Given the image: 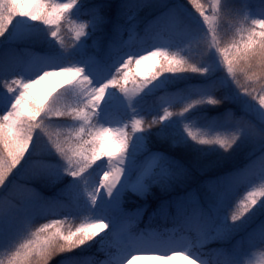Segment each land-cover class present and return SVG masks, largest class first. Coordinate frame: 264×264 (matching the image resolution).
Here are the masks:
<instances>
[{
    "label": "snow or ice",
    "instance_id": "1",
    "mask_svg": "<svg viewBox=\"0 0 264 264\" xmlns=\"http://www.w3.org/2000/svg\"><path fill=\"white\" fill-rule=\"evenodd\" d=\"M190 3L207 26L204 34L205 59L201 66L190 63L179 52H170L169 49L174 45L165 40L145 55L129 54L116 68V72L128 69L133 61L137 69L146 65L151 71L142 73L144 78L138 85V91L145 93L147 90H155V86L166 76L184 77L185 73L193 72L199 73L201 77H211L222 66L231 84L236 86L233 98L241 106L243 115L236 120L234 129L228 135H212L219 118H213L203 127L195 121L183 123V132L196 145L218 146L224 152L232 150L242 139L246 140L253 145L254 152L250 156L254 158L249 160L247 170L243 173L236 171L208 182L207 203L197 205L191 213L183 209L181 199L175 203L177 218L181 222L195 220L198 235L195 242L156 239L143 233L128 236L118 264H131V260L137 258L133 253H151L146 258L160 261L161 264H177L178 257L189 261V264H207L200 251L205 244L209 241H230L241 229L247 230L246 235L236 245L212 250L216 257H222L219 264H253V250L257 247L264 250V0H259L258 10L251 0H240L239 4L236 0H211L210 3L207 0H190ZM81 7V0H0V37H8L13 29L28 22L34 28L42 23L49 26L51 37L59 42L61 21ZM105 7H112L111 0H103L101 4L93 6L89 19L76 30L75 39L78 43L74 49L80 52L79 59L63 60L64 57L76 56L72 55L73 50L62 47L45 58L42 74H38L36 79L21 74L11 82H4L7 93L0 98V112L3 113L0 115V187L5 185L13 170L21 165L26 154L31 155L30 149L38 147L40 131L46 120L71 118L79 124L72 135L63 142L48 136L52 148L65 162L54 167L53 171L57 176L66 174L72 177L66 194L73 203L87 196L86 209L90 218L89 223H80L74 230L64 228L65 220L52 219L33 231L31 214L46 211L45 207L37 208L32 203L23 207L11 204L0 206V241L7 246L6 264H49L55 256L65 257L61 264H89V258L71 254L97 243L95 238L109 229L119 244L123 230L119 227V219L112 216L110 210L119 207L124 188L132 187L136 190L146 187V180L158 183L160 179L174 175L170 165H175V162L163 154L155 155L146 167L136 162L135 152L143 146V137H140L141 144L133 149L137 133H146L173 116L183 117L203 105H218L222 102L214 96L217 87L215 80L189 85L186 90H180L185 106L178 114L165 108L163 115L158 119L153 118L145 127L144 120L137 118L138 100L133 103L129 97L128 71L119 77L113 75L111 79L98 74L94 78L86 71L87 65L92 64L97 72L96 64L101 62L98 60L94 63L90 57L85 58V50L88 38L109 22L101 11ZM130 7L129 0H119L115 5L116 17L112 23L117 32L121 29L118 23L120 18L132 19L128 15ZM254 11L256 14H253ZM174 18L176 9H171L160 20L166 23ZM35 38L45 39L38 32ZM216 56L219 57L218 62ZM80 59L85 62L81 63ZM65 62L71 66H61ZM56 68L59 71L46 70ZM3 70L4 66L0 64V71ZM52 75L68 77L66 83L72 92L65 89L55 95L49 93L50 99L47 95L40 98L36 93L37 86ZM132 79L135 80V77ZM224 83H228V80ZM113 87L118 88L128 101L124 107L131 109V131L127 130L128 124L122 127L104 126V123L112 122L109 117L113 106H106L105 102L110 98L116 99V93L111 90ZM73 93L75 102L67 103V98H71ZM85 135L90 139H84ZM102 157L107 158L109 170L104 171L99 187L90 189L84 174ZM257 161L260 162L259 184H253L227 215H220L227 189L247 179ZM132 167L136 168L137 175L135 183L129 184L128 172ZM101 197L106 198L105 202L102 203ZM0 264H5V260L0 259ZM99 264H114V261L110 258Z\"/></svg>",
    "mask_w": 264,
    "mask_h": 264
},
{
    "label": "rangeland",
    "instance_id": "2",
    "mask_svg": "<svg viewBox=\"0 0 264 264\" xmlns=\"http://www.w3.org/2000/svg\"><path fill=\"white\" fill-rule=\"evenodd\" d=\"M99 1H103V0H81V3H82V7H84L87 4L99 2ZM111 1H115V0H111ZM57 2H66V0H57ZM210 2L211 0H208V3ZM147 3H149V5ZM171 9H176V16L179 17L180 22H183L184 25H187V27L189 28L186 27L180 30V29H172V26H169L170 28L168 27L166 33H163L162 35H158L157 37H155L150 42L149 45H147L144 48H141L139 51L135 52V54L132 53L131 51H125V52L113 54L112 61L110 62L109 65H102L101 62L96 64L97 67V72H96L94 71L93 65L88 64L86 71L89 74L93 75L94 78L98 74L99 76H103L105 79H111L113 74L116 73V68L120 67V64L127 59L129 54L145 55L148 51H152L154 46H159L160 44L164 43L165 40L172 43L174 45L173 47H178V49H173V50L169 49L170 52H179V54L184 55L187 59H189L190 63L193 64H195L194 63V59H195L196 60L195 65L197 67L201 66L203 60L205 59L204 40L206 38L204 34L207 31V26L203 23V18L200 17L197 11H193L189 9L180 1L137 0V3L132 5L128 13V15L132 17V19L128 20L127 17H122L118 20V23L121 25V29L119 31L120 34L117 35V38L121 37V34H123L124 30L126 29L125 30L126 33H124L125 42H129L133 38L135 33L138 31L141 24H143L148 19L150 13L152 14L156 10L159 12L163 10V13H167ZM114 19L112 20L107 19L109 22L106 23L104 26L107 29L108 26L111 24L114 26V24L112 23ZM171 20L172 19H169L166 23L164 22V24H171L173 22ZM85 21L86 19L84 20L83 18H78L77 21L73 24L71 30L72 42L68 43L67 47L65 46V42L62 39V37L59 36L60 37L59 42H57L55 38H52L50 32L48 31L49 26H45L42 23H38L37 28H34L31 25V23L28 22L13 29L8 37L6 38L0 37V49L4 48V46L7 45L9 46V45L19 44L20 46L33 45L43 50V51L36 50L30 54L24 53L26 55L25 57L22 55V57L19 58V61L15 66H13L10 70L6 71L5 73H2V75L0 76V98H2V96L7 93V89L6 87H4L5 81L11 82L14 77L21 74L24 76H30L32 79H36L38 74H42L41 69L44 68L45 58L50 53L58 52L62 47L70 51L73 50V52H79L77 49H74V45L78 43L75 39V32L78 29L79 25L81 23H84ZM40 26H44L47 28V31L44 33V35L43 32L38 31ZM37 32L39 34H42L45 37V39L44 40L36 39L35 35ZM26 33H32L33 35H25ZM109 35L110 33L107 30L105 34H98L96 36H91V39L88 38L87 49L89 50V53H86L88 55L85 56V58L90 57L94 63L98 60L100 61L98 54L102 52L104 41L106 37H108ZM13 58L15 59V57ZM67 58L71 60L72 56L64 57L62 59L68 61ZM215 59L217 60V62L219 61L218 56H216ZM80 62L84 63L85 61L83 59H80ZM61 66L69 67L71 65L65 62L62 63ZM46 70L59 71L58 68L46 69ZM126 71L129 72V81L127 85L129 89V97L131 98V101L133 103H135V101L138 100L137 106L139 108V116L137 118H141L143 116L144 112H142V110H150V108L151 110H153L154 114H157L156 117L163 115L165 108H168L169 111L178 114L185 106V102L182 99V97H179V95L172 92L171 93L166 92V90L174 89L176 85H179L184 81H192V80L198 81L203 78L205 79V77H201L199 73H193V72L185 73L184 77L166 76L162 78L158 86H155V90H147L145 93H143L138 91V85L139 82L144 78L142 73H147L151 71V69H149L146 65H142L140 69H137L135 65V61H133L132 64L129 65V68ZM214 74L218 75V77L220 78L219 79L220 82L225 88H228L230 85H232L230 78L227 77L226 70L222 66L218 67L213 72V75ZM133 76L135 77V80L132 79ZM226 79L228 80V83H224ZM66 80H68V77H66L65 75L49 76L37 86L36 93L40 98H43L44 96L47 95L48 98L50 99L51 96L49 95V93H51V95H55V93L58 92L60 89L68 88V84L66 83ZM188 84L193 85V83H188ZM12 86L14 88L18 87L17 85H12ZM111 90L114 92L113 88ZM230 91H232L231 92L232 100L235 101L238 107L240 108V110H242L241 106L233 98L234 92L236 90L233 91L230 89ZM115 93H116V99L110 98L107 99L105 102L106 106L107 105L113 106V108L111 109V115L109 117V119L112 122L104 123L105 127H122L124 125L122 116L120 115L119 112L126 113V115H128V117L132 119L131 109L124 107V104H126L128 101L124 99L123 93H120L119 89ZM148 99H151L153 101L156 100L157 104L156 105L147 104ZM212 109H215V105L206 104L194 110H212ZM186 114L183 117L173 116L168 121H165L163 124L171 130L174 129V126L179 125L182 129L181 133L184 134L182 127L183 123H188L186 120ZM63 120H61V122L55 123V125L50 124L52 121L46 120L43 130L40 131L38 147L36 149H30L31 155L26 154L25 159L21 161V165L18 166L17 169L13 170V173L10 174L7 180L5 181V185L3 187H0V206L6 207L11 204L18 207H23L28 203H32L37 207V202L30 199L29 195L24 194L23 189L20 187L17 189L13 188L11 191L7 192L6 195L5 194L3 195V191L5 190L7 185L14 180L13 176H15L20 180H27L30 182H37V183L40 182L41 184H43V186L44 185L52 186L57 191H59V193L67 196L66 191L68 189V186L72 182V177L66 174H60L59 176H57L56 174H54V171H52V169L49 170L45 167L44 165L45 161H43V159L46 157L61 158L52 148L48 140L49 135H51L53 139L59 138V140L63 142L68 137V133L70 131L73 133L77 128L72 124L76 122H74L71 118H65ZM92 123L95 122L93 121ZM177 133L178 132H176V134H174L173 132L170 133L165 131L164 129H157V130L155 129L153 132V134H155L154 136L156 138H159L161 142L165 143L166 145L172 148L177 147L191 152L190 155L194 156L193 157L194 160L192 161V164L196 167L198 166V168L203 167L202 165H205V162L207 160L210 161L211 159L217 157V155L220 152L224 151L223 149H220L218 146L208 147V146L196 145L192 141L191 142L186 141L185 140L187 138L186 135L185 137L184 136L181 137L178 136ZM149 134H150L149 132L141 133V134L137 133L138 137L133 141V149H137L141 144L140 137H143V141H142L143 146L140 151L135 152V160L136 162H138L139 165L145 167L148 166L152 162V158L155 155H157L155 152L148 153L145 156L142 155L147 148ZM212 135H217V134H212ZM84 139H90V137L85 135ZM236 146L234 148H236ZM253 152H254V148L252 147L250 154ZM64 163L65 162L61 160V162H56V166H61ZM107 170H109V164L107 158L102 157L101 160L97 161L96 164H94L92 168H90L88 172L84 174L89 181L90 189L91 187H99V181L103 177L104 171ZM256 172L258 173L256 175L258 176L259 179L260 163L256 166ZM182 174L183 173L181 171L178 172V175L181 177ZM136 175H137L136 168L132 167L128 172L129 184L135 183ZM178 175L174 173L172 177H166L164 179L167 180L169 183L178 182V180H180ZM186 180L188 181V179ZM253 184L255 183H246V185L242 188H239L238 185H233L230 188H228L226 199L224 201L223 206L220 208V215H227L230 210L234 209L236 204L239 203V200L247 193V191L251 189ZM155 185L158 186V184L156 183ZM190 187L191 188L187 192H185L182 196L179 197L182 200L183 209L193 210L195 207H197V205H201V206L205 205L208 200V184L206 185L203 184L200 187V189L195 188L193 185ZM101 191L104 190L101 189ZM146 191L147 190L145 189V187L137 188L136 190H134L132 187L124 188L123 193L120 196L119 207L110 210L111 215L119 219L118 221L119 226L120 223L122 222V217H123V215L121 216V214L125 213V208H126L125 203L128 201L127 199L128 192H130L132 196L136 195L137 197L141 198L142 197L141 195H143ZM105 199L106 198L101 197L102 203L105 202ZM177 201H173L167 204L168 208H166V210L176 209L175 203ZM86 202H87V196L85 195L78 203H76L79 210L77 213L76 220L73 219L71 221H65L64 228L66 230L68 228H73L74 230V228L79 226L80 223L90 222L89 213L87 212L86 209ZM36 212H34L33 214H36ZM108 231L111 232L109 229V230H105V232L100 233L98 237L95 238L97 240V243L91 244L90 246L84 248L83 250H87L89 249V247H94L95 244L100 245L101 238L103 237L100 235H105ZM245 231H246L245 229H241L237 234L233 236V238L230 241L227 242L209 241L208 243L205 244L203 248L213 245L228 246L233 243L232 241L236 237H239ZM166 232H167L166 228H163L161 230H158L157 228H138L136 230L128 231L126 233L124 232L122 240L119 243L120 247L115 252L105 255L101 260L97 261L95 264H99L100 261H104L110 258L114 261V264H118V258L121 255V249L127 243L128 236H138L141 233H143L146 236H151L156 239L171 238L173 240L181 241V242L187 240V238L184 235L176 234L174 228L168 230L167 233ZM194 232H195V237L193 242H195L196 239L198 238L197 225L194 228ZM110 241L116 243V241L113 239L112 236L110 238ZM101 246L103 247V244H101ZM6 247L7 246L5 245V243L0 241V248L2 249L0 250V259L5 260V264L7 259V257L4 258V256L6 255L5 254ZM133 255H135L137 258L131 260V264H161L160 261L146 258L148 255H152L151 253H133ZM253 255H254L253 264H264V250H261L257 247L256 249L253 250ZM129 259H131V257H129ZM177 264H189V261L178 257Z\"/></svg>",
    "mask_w": 264,
    "mask_h": 264
},
{
    "label": "trees",
    "instance_id": "3",
    "mask_svg": "<svg viewBox=\"0 0 264 264\" xmlns=\"http://www.w3.org/2000/svg\"><path fill=\"white\" fill-rule=\"evenodd\" d=\"M180 1L182 4L187 6L189 9L196 11L194 6L190 3V0H177ZM103 1L94 2L85 5L81 9L74 11L73 15L70 17H65L64 20L61 21V27L60 31L58 33V36L62 37V39L65 42V46L67 47V44L72 42V34L71 30L73 27V24L77 21L78 18H83L84 20L89 19V12L90 9L97 5L101 4ZM119 2V0L111 1L112 7H105L103 8L102 14L107 19H114L116 17V8L115 5ZM203 2V0H202ZM129 3L132 7V5L137 3V0H129ZM208 3V0H207ZM206 3V6H207ZM236 3L239 4L240 0H236ZM251 3L255 6V9L258 10L259 7V0H251ZM149 5V3H147ZM130 7V8H131ZM163 10L155 11L152 14L150 13L148 16V19L141 24L138 31L135 33L133 38L129 42H125V36L124 33L121 34V37L117 38V35L120 34L115 30V27L111 24L108 26V29L103 26L100 30H98L94 35L96 36L98 34H105V32L108 30L110 35L106 37L104 41V46L102 52L98 54L101 64L102 65H109L112 61L113 54L121 53L125 51H131L135 54V52L139 51L141 48L146 47L150 44V42L157 37L158 35H162L163 33H166L169 26H172V29H182L186 28L187 25H184L183 22H180L179 17L176 16V18L172 19L173 21L171 24H164L160 20L162 17ZM253 14H256L255 11ZM170 28V27H169ZM189 28V27H187ZM39 32L44 33L47 31V28L44 26H40L38 29ZM37 34V33H36ZM42 35V34H40ZM129 35V34H128ZM127 35V36H128ZM230 35V33H229ZM126 36V37H127ZM91 39V37H89ZM178 49V47H171L170 50ZM36 50L42 49L33 46H20L19 44L16 45H7L4 46V48L0 49V64H3L4 70L0 71V76L2 73H5L6 71L10 70L13 66H15L19 58L22 57V55L25 57L26 54H30ZM86 53H89V50L86 48ZM74 56L71 58V60L79 58L80 52H72ZM186 53V52H185ZM184 54V53H183ZM88 54H86L87 56ZM15 57V59L13 58ZM71 57V56H70ZM67 60H69L67 58ZM194 63L196 64V60L194 59ZM199 66V65H198ZM127 69H122L120 73H114L115 76H121L124 71ZM210 79L215 80L217 82V87L214 92V96L217 99H221V103L218 105H215V109L212 110H194L186 114V120L188 123L191 121H195L198 126H206L213 118H219L217 120V125L215 128V131H213L212 134H220V135H228L235 127V122L238 120L242 115L243 112L240 110L238 105L235 101L231 98V90H236V86L234 84L230 85L228 88H225L222 83L220 82V78L217 74H214L211 77H205V79L201 80H192V81H184L179 85H176L174 89H168L166 92H172L179 97H182V94L180 92L181 89H187L188 83H193V85H199L207 83ZM242 82L243 81V78ZM232 87V88H231ZM230 88V89H229ZM68 88H62L58 92H61ZM114 92H117L118 88H114ZM173 90V91H172ZM68 92H72L71 89H68ZM56 94V93H55ZM67 97V93H66ZM225 97H228L225 99ZM74 93L71 98H67V103H74ZM147 104H153L156 105V100H147ZM143 116L141 117L144 120V126L147 127V123L153 118H157V114H154L153 110H142ZM122 116V120L124 124H128V131H131V119L126 115L124 112H119ZM0 115H2V112H0ZM63 120V119H62ZM52 122L50 124L55 125L57 122H61V120H51ZM64 121V120H63ZM71 124V123H69ZM75 127H79L78 123H72ZM67 129V128H66ZM157 129H164L167 132L174 133L178 136H184L185 134L181 133L182 129L179 125L174 126V129L171 130L168 127H166L164 124L157 125V127L149 130L150 133L148 136V144L147 148L144 151L142 155H147L148 153H156L163 154L165 157H168L170 161L175 162V165H170L172 167L173 173L182 172V177L178 175L180 180L178 182H168L164 178L160 179V181L155 185V183L151 182V180L145 181V189L147 190L142 197L132 196L130 192H128V201L125 203V215L122 217V222L120 223V228L123 230V233L136 230L138 228H157L158 230H161L163 228H166L167 232L168 230H171L174 228V231L178 235H184L187 240H194L195 232L194 228L196 227L195 220H191L189 222H181L177 218V210L171 209L166 210L168 208L167 204L173 201L179 200L180 196H182L185 192H187L191 187L194 186L195 188L200 189V187L203 184H208L210 181H214L217 178L224 177L227 174L241 171L242 173L247 170V166L249 164V160L254 158L253 156H250L251 148L253 147L252 144H250L246 140H241L236 148H233L229 152H220L217 157L211 159L210 161H206L205 165H202L203 167L194 166L192 164V161L194 160V156H191L189 151L180 149L177 147H170L166 145L165 143L161 142L159 138H156L153 134L154 130ZM72 132L70 131L68 133V136H70ZM186 141H190L189 139H185ZM215 152V151H212ZM224 153V154H223ZM259 153H255V155H258ZM141 155V156H142ZM58 158V159H57ZM46 157L43 159L45 161L44 165L47 169L53 171L54 167L56 166V162H61V158L59 157ZM260 162L257 161L256 165L252 168V173L247 179L241 180L238 185L239 188H242L246 185V183H255L259 184V179L256 174V166ZM14 180L11 181L5 190L3 191V195L7 194V192L11 191L13 188H22L23 193L29 195L30 199L37 202V208L45 207L46 211H37L36 214H31V223H32V230L34 231L36 227H39L41 224L50 222L52 219H61L65 221H71L73 219L76 220L77 213H78V206L76 203H73L71 200L68 199V196L63 195L59 193L54 187L47 186L41 184L40 182H30L27 180H20L13 176ZM188 179V181L186 179ZM148 184V185H146ZM190 186H189V185ZM186 187H185V186ZM20 190V189H19ZM2 195V196H3ZM186 210V212L191 213V209ZM67 217V219H65ZM73 226V223H72ZM111 231V230H110ZM247 231V230H246ZM246 231L241 234L239 237H236L232 242V244L228 246L223 245H213V246H207L203 249H201V254L206 259L208 264H219V261L222 259V257H216L212 250L213 249H224L229 248L237 244V242L246 235ZM166 232V233H167ZM101 238L102 243L100 245H96L94 247H89L87 250L78 251L76 253H73L71 255H81L82 257L89 258V264H95L97 261L101 260L105 255L115 252L120 246L119 244L113 243L110 241L111 238V232H107L105 235ZM103 244V247L101 246ZM0 250H2L0 248ZM5 257H7V251L5 250ZM64 256H55L50 261L49 264H61V261L64 260Z\"/></svg>",
    "mask_w": 264,
    "mask_h": 264
}]
</instances>
